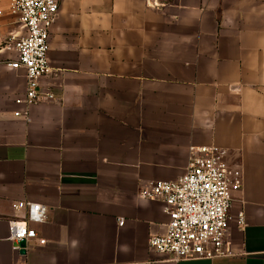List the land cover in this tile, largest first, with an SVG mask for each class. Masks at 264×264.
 Returning a JSON list of instances; mask_svg holds the SVG:
<instances>
[{
    "label": "crops",
    "instance_id": "0c3cea01",
    "mask_svg": "<svg viewBox=\"0 0 264 264\" xmlns=\"http://www.w3.org/2000/svg\"><path fill=\"white\" fill-rule=\"evenodd\" d=\"M57 2L40 81L53 100L27 119L14 116L26 80L6 47L23 28L1 6L0 264H264V0ZM204 146L241 174L232 255L175 262L148 247L165 205L138 194L183 176ZM17 202L45 208L28 223L44 244L23 254L8 239V220L26 218Z\"/></svg>",
    "mask_w": 264,
    "mask_h": 264
},
{
    "label": "built area",
    "instance_id": "2783aa9c",
    "mask_svg": "<svg viewBox=\"0 0 264 264\" xmlns=\"http://www.w3.org/2000/svg\"><path fill=\"white\" fill-rule=\"evenodd\" d=\"M153 7L166 6V0H150ZM9 14L23 28V35L9 38L6 47L16 53V60L8 67L24 71L26 89L23 98L14 101L24 111L15 117L28 118L32 105L49 102L53 95L40 87L48 75L49 33L58 14L57 0H9ZM241 188V174L232 170L225 152L214 146L194 150L183 176L174 181H149L139 190L143 200H158L166 207L169 221L164 234L151 236L150 251L172 261L212 260L231 256L227 238L230 221L229 210L233 192ZM15 211L24 209L26 218L8 220V239L18 250L20 241L39 240L28 223H40L45 218V208L40 204L17 202ZM119 226L123 221L119 220ZM237 226L243 230L246 221L243 212L237 216Z\"/></svg>",
    "mask_w": 264,
    "mask_h": 264
},
{
    "label": "water",
    "instance_id": "95a60500",
    "mask_svg": "<svg viewBox=\"0 0 264 264\" xmlns=\"http://www.w3.org/2000/svg\"><path fill=\"white\" fill-rule=\"evenodd\" d=\"M18 247H19V251L20 253H25V249H26V242L23 240V241H20L19 244H18Z\"/></svg>",
    "mask_w": 264,
    "mask_h": 264
},
{
    "label": "rangeland",
    "instance_id": "374dc122",
    "mask_svg": "<svg viewBox=\"0 0 264 264\" xmlns=\"http://www.w3.org/2000/svg\"><path fill=\"white\" fill-rule=\"evenodd\" d=\"M3 2H8V4H9V0H0V13H1V10H2V9H1V6H2V3H3Z\"/></svg>",
    "mask_w": 264,
    "mask_h": 264
}]
</instances>
